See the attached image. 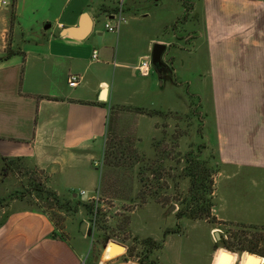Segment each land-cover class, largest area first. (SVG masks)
Listing matches in <instances>:
<instances>
[{"label":"rangeland","instance_id":"obj_1","mask_svg":"<svg viewBox=\"0 0 264 264\" xmlns=\"http://www.w3.org/2000/svg\"><path fill=\"white\" fill-rule=\"evenodd\" d=\"M104 1L102 8L108 12H115L116 5L121 3L126 20L111 32L104 28L102 15L94 35L102 31L103 44L114 47L118 57L132 64L144 58L150 62L153 44L158 40L169 42L163 53L168 66L163 78L157 81L155 74L152 79L137 75L134 86L119 92L128 107L145 108L155 117L140 118L138 136L136 127L133 129V108L134 113L110 112L98 164L95 166L93 161V167L68 165V170H78L81 176L71 175V185L66 188L64 182L68 178L61 173L63 170L49 183L48 172L27 161L14 159L10 165L2 163L0 219L8 211L9 203L44 211L61 234L69 235L72 244L81 243L84 252L80 264H264V217L260 212L264 210V179L259 176L235 175L228 180L223 172L213 182V206L207 218L176 216L189 186V177L182 171L184 155L191 151L195 159L204 161L212 170L216 167L210 82L204 72L201 75L203 51L189 47L193 33L191 19L186 21L188 0ZM100 3L101 0H16L7 10L14 24V43H32L41 37L47 25L53 28L52 24L67 19L75 8L94 12ZM50 30L46 28L47 33ZM189 56L194 68L197 66L187 74L190 81L174 82L170 59L175 57L177 65L188 67ZM150 68L155 67L150 64ZM114 117L117 131L111 126ZM157 118L153 135L150 123ZM90 175L95 177L96 189L88 187L92 183ZM50 186L61 192L58 195L63 202L73 204L75 199L81 200L77 211L58 207L37 190H53ZM87 201L94 206L91 213L83 205ZM214 202L216 208L226 207L233 218L237 216L241 221L217 219ZM256 220L261 221L255 223ZM83 222L86 238L80 240ZM214 231H218V239ZM147 237L160 247L143 245L141 242ZM110 239L122 243L125 249L115 251L108 243ZM247 253L256 258L247 257Z\"/></svg>","mask_w":264,"mask_h":264},{"label":"crops","instance_id":"obj_2","mask_svg":"<svg viewBox=\"0 0 264 264\" xmlns=\"http://www.w3.org/2000/svg\"><path fill=\"white\" fill-rule=\"evenodd\" d=\"M187 3L186 21L191 19L193 33L189 47L203 51L201 75L204 72L210 82L216 136L213 182L223 172L228 180L235 175L264 179V0ZM105 4L101 0L94 12L77 7L67 19L52 24L53 28L50 24L51 32L47 33L45 27L41 37L21 45L14 43L9 7L0 8V168L5 159L24 160L45 169L49 183L63 170L61 173L68 178L63 177L67 182L64 187H69L70 176L77 178L81 172L68 170V165L93 167V161L101 158L109 113H134L133 107L120 98V90L134 86L137 75L152 79L155 74L157 81L163 78L165 73L152 70L150 62L148 73L140 74L136 68L139 62L132 64L118 57L114 47L103 44L102 31L94 35L102 15L103 23L111 19L113 12L103 10ZM84 11L92 19L88 34L83 38L61 35L63 27L78 24ZM158 42L166 46L169 43ZM93 50L97 52L95 58ZM190 63L186 67L177 65L175 57L170 59L174 82L190 81L187 74L197 67ZM70 73L80 76L74 87L67 84ZM134 114L133 129L136 127L139 136L140 118L155 116ZM157 123L158 118L150 123L153 135ZM112 124L117 131L115 117ZM90 176L88 187L96 189L95 177ZM226 189L229 193L230 188ZM7 209L0 219V264L81 263V243L72 244L69 235L61 234L46 213L11 203ZM214 212L219 220L241 221L237 216L233 218L226 207L216 208L215 202ZM260 212L264 217V210ZM85 238L81 233L80 240Z\"/></svg>","mask_w":264,"mask_h":264},{"label":"trees","instance_id":"obj_3","mask_svg":"<svg viewBox=\"0 0 264 264\" xmlns=\"http://www.w3.org/2000/svg\"><path fill=\"white\" fill-rule=\"evenodd\" d=\"M144 109L145 108L142 107H133V110L136 112L145 113L147 115L154 114L152 111ZM184 158L185 164L182 167V171L184 175L189 177V186L186 194L181 199L182 206L177 209L176 216L177 218L186 217L191 219L207 218L213 206L211 193L214 188L213 174L215 170L207 166L204 161L195 159L196 157L191 155V151L187 152ZM13 160L14 159H5L4 164L10 165ZM138 171L141 173L142 170ZM37 190L40 191L45 198H50L54 204L64 208L66 211L76 212L78 205L82 202L79 199H75L73 204H69V201L63 202L54 190L44 187H38ZM83 205L88 212H93L94 206L91 201L84 202ZM141 243L143 245H154V247L157 248L160 247V245L150 237L144 238ZM247 257L255 259L256 255L252 254Z\"/></svg>","mask_w":264,"mask_h":264},{"label":"water","instance_id":"obj_4","mask_svg":"<svg viewBox=\"0 0 264 264\" xmlns=\"http://www.w3.org/2000/svg\"><path fill=\"white\" fill-rule=\"evenodd\" d=\"M90 22L92 23V19H90V16L88 15V13L84 11L80 14V19L76 26L63 27L60 30V34L66 35V36H72L75 38H83L90 31ZM48 26L49 25H47L46 27ZM165 48H166V45L164 43L155 42L153 44L152 50H151V56H150V64L153 67L156 68V66L165 64L163 60V53L165 51ZM103 94H104V89L101 90L100 95L103 97ZM84 226H85V223L83 222L80 227V231L82 233L84 232ZM214 237L215 239L219 238L218 231H214ZM108 243L110 244L111 248H116L115 251H119V249H122V250L125 249V246L116 240L110 239ZM247 254L248 256L252 255V253H247ZM254 264H257V262L256 263L254 262Z\"/></svg>","mask_w":264,"mask_h":264},{"label":"built area","instance_id":"obj_5","mask_svg":"<svg viewBox=\"0 0 264 264\" xmlns=\"http://www.w3.org/2000/svg\"><path fill=\"white\" fill-rule=\"evenodd\" d=\"M13 2L14 0H0V8L9 7V5H11V3ZM111 19L113 20L106 21L104 23V27L106 28V30L111 31V32L117 31L119 26L123 22H125L126 17L123 13V9L121 8V3H118V5L116 6V11L112 13ZM96 53H97L96 50L92 51L93 58L96 57ZM148 66H149V61L147 58H144L139 62L136 68L141 74H147ZM79 80H80V76L78 74L70 73L67 78V84L68 86L74 87L78 84ZM97 162L98 161H95L94 165H97L98 164Z\"/></svg>","mask_w":264,"mask_h":264},{"label":"flooded vegetation","instance_id":"obj_6","mask_svg":"<svg viewBox=\"0 0 264 264\" xmlns=\"http://www.w3.org/2000/svg\"><path fill=\"white\" fill-rule=\"evenodd\" d=\"M167 68H168L167 64L156 66V69L160 71L161 73L164 72V70H166Z\"/></svg>","mask_w":264,"mask_h":264},{"label":"bare ground","instance_id":"obj_7","mask_svg":"<svg viewBox=\"0 0 264 264\" xmlns=\"http://www.w3.org/2000/svg\"><path fill=\"white\" fill-rule=\"evenodd\" d=\"M103 96H104V94H103Z\"/></svg>","mask_w":264,"mask_h":264}]
</instances>
